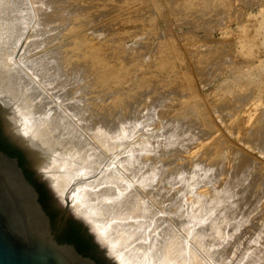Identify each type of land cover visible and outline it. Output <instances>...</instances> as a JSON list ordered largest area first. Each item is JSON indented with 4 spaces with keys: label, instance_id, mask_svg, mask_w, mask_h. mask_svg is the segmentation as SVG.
<instances>
[{
    "label": "rangeland",
    "instance_id": "1",
    "mask_svg": "<svg viewBox=\"0 0 264 264\" xmlns=\"http://www.w3.org/2000/svg\"><path fill=\"white\" fill-rule=\"evenodd\" d=\"M25 1L30 19L24 21L26 27L14 20L15 15L1 14L7 29L12 19L18 24L11 21L13 32L10 28L4 33L7 40L3 48L11 65L7 72H19L14 75L22 77V88L34 87L46 95L47 103L42 97L44 113L63 111L74 101H81L82 106L83 101L86 105L104 101L109 109L110 100L116 98L122 115L134 112L124 125L128 133L130 128L137 131L131 144L149 143L141 159L159 175L151 190L163 188L166 196L164 202L156 203L162 205L158 206L161 211L156 207V218L141 219L144 234L134 241H142L138 250L147 255L151 250L149 237H161L164 226L179 229L181 220L187 251L189 247L196 249L194 232H208L217 218V230L232 234L222 245L231 246L232 254L237 255L235 264H251L252 259V264H264V0H54V43L47 42L46 48L44 45L26 55V40L35 30L46 31L43 39L51 34L40 19L36 25L33 1ZM52 53L58 65L64 61L61 54H70L68 61L76 74L69 86L75 97L83 96L76 99L71 93L73 96H65L68 99L55 100L57 95L46 92L44 82L34 81L39 79L34 74L31 77L27 61L38 54L52 57ZM6 84V77H0V85L12 90ZM14 93L13 98H20L22 106L24 93ZM55 105L60 109L50 108ZM70 116L77 119L73 113ZM133 180L130 183L139 192L145 190L136 178ZM146 197L154 202L150 194ZM178 201L182 218L175 205ZM175 216L177 220L179 216V223ZM150 259L159 264L161 258ZM202 259L205 264H216L207 254Z\"/></svg>",
    "mask_w": 264,
    "mask_h": 264
},
{
    "label": "bare ground",
    "instance_id": "2",
    "mask_svg": "<svg viewBox=\"0 0 264 264\" xmlns=\"http://www.w3.org/2000/svg\"><path fill=\"white\" fill-rule=\"evenodd\" d=\"M32 1H33L34 5H32L33 3H31V5L33 6V9L35 7L36 12H37L36 25L38 24V20L40 19L41 26L43 24V27L47 29V33L49 32L48 34H51V35L49 36V38L47 36V38L49 40L46 41L47 38L46 39L42 38L43 35L45 36L44 33L46 31L45 32L44 31L39 32V31L35 30L33 32L32 37H30V40L27 37V39L29 41L26 40L27 44H26V47L24 48V54L25 55L30 54V53L32 54V53L36 52L38 49H41L45 44H47V42L52 44L51 42H53V40H54L53 35L55 34L54 31L56 29V20L54 18V10H55V2L56 1L55 2H54V0H32ZM67 2H69V0H67ZM56 3H58V0ZM27 6L28 5H26L25 0H0V19L2 17L1 14L6 15V17H8L7 14H9V15L11 14L12 17L15 15L14 20L18 21V24L23 23V25H24V23L25 22L27 23L28 19H29V13L27 10ZM52 10H53V12H52ZM4 12H7V14H5ZM13 12H14V14H13ZM34 13H35V11H34ZM59 14L61 15V13H59ZM57 18L59 19V17H57ZM6 19H8V18H6ZM33 19H36V18H33ZM14 20L12 19L9 22L11 23V21H13L12 24H15V26H16L17 22L15 21V23H14ZM0 21L2 23V24H0L1 25L0 28H2L0 31V70L2 72V76L6 77V81H7L6 85H9L8 86L9 88H12V90H15V93H14L15 95H19L18 92L24 93L25 97H24V101L22 103L23 104L22 107L28 108L26 117L34 115L37 137H43L44 143L47 145H51V151H54L55 149H57V145L60 144L61 145V154L63 156L71 157L73 164L76 166L71 174H77V180H79V181H83L86 183L97 185L96 190H95L96 200H97V203L100 205V211L101 212H105L110 218H116L117 216H121V217L128 218L129 220L131 219L132 222H136L135 225L133 226V228L131 229V231H136V235H135V239H134V241H136L137 237H140L142 235V233L144 234V231L142 232V230H141L142 229L141 228V224H142L141 219H144V220L147 219L148 220V218H150V217L156 218V216H154L156 213L155 212L156 207L159 208L160 206H162V205H158L159 206L158 207L156 203H157V201L162 200V198L164 196H166L164 193L166 191L165 190L163 191L162 187H161L162 188L161 190L157 189V187L155 190H151V186H153L155 184L154 181H156V179H157L156 177L159 175L157 174L155 169H152V170L149 169L147 167L146 163L144 162L145 160L141 159V154H143V152H145L150 147L149 143H146L148 141H144L141 144H131L133 141L132 138L134 139V137H135L134 134H136L137 131L133 132V128L129 129V133H128V131L124 130V128H127V127H124V125L127 126V124H126L127 121H125V120H127V119L131 120V118H133L134 112L133 111L131 112L128 110L129 111L128 113H130L129 116L122 115V113H120V110H119L120 104L117 103V101H115V99H116L115 98L113 102L110 100V102L112 104L109 103L111 105L109 109L105 108L107 105L105 106L103 104L104 101H103V103L101 101H99V103L95 102L94 104H88V105H86L85 101H83L85 103V105L83 103V106H82L81 101H76V102L74 101L72 103L71 102L68 103L66 105L67 107H65V109L63 108V111L62 110H54V111H56L55 113H53L54 111L51 113L48 111H45V113H44V111H43L45 109L44 108L45 105L43 103L44 100H42L43 96L41 95L42 93L39 90L41 88L38 89L40 93L37 92V90L34 89V87L33 88H30V87L22 88L24 86L23 85L24 82L21 79L22 77L20 78L21 79L20 80L19 78L16 77V75H14L17 71H12V72H14V74H11V73L9 74L7 72V68L10 67L11 65L9 64L7 55L5 54L6 47L3 48L5 45V42H6L5 40H7V39H5L4 33L7 34V32L5 30H9L10 28L12 29L13 27H12V24L9 25L10 24L9 23L8 27H10V26L11 27L9 29H7V26H6L7 22H5L6 23V25H5V23L3 22L4 20L3 21L0 20ZM59 22H60V20H59ZM26 23H25V25H26ZM23 25L21 24L22 27H23ZM4 26L6 27V29ZM65 26H67V25H65ZM28 28H26V29H28ZM23 30L21 29L20 32ZM11 32H13V29ZM16 33H15L14 37L17 36ZM10 34L12 35V33H10ZM26 34H27V32H26ZM10 38H11V36H10ZM14 39L15 38H13V41H14ZM19 41L20 40L18 39V42ZM64 42H65V40H64ZM49 46H51V45H49ZM53 46H54V44H53ZM46 47L47 46L45 45V48ZM67 47H69V46H67ZM15 48H16V46H15ZM13 51L10 50V53H12ZM49 52H52V51H49ZM56 55H58V54H56ZM50 56L51 55H49V57H48V55L38 54L36 57L27 61L26 65L31 70L30 75L34 74L35 76H37L39 78V79H36L34 81H37V80L40 81L41 80L42 82H44L45 89H44V87H42V89H44V90H46V92L52 94V97H54L53 95H57V97H54L53 99L56 100V98L58 99V97H60V99L62 100L63 97L66 98L65 96H67V95L69 96L71 93L74 94V92H71V91H73V89L70 88L69 84H70V81H71L72 76L75 73V71H74V68L72 66H70V61H68V58L70 57L69 53L68 54H61L62 58L64 56L63 59L65 62L63 61V63H64L63 64L61 61L60 65L55 63L54 58H56V57H54L55 56L54 53H52V57H50ZM65 58H66V60H65ZM87 58L88 57H86V59ZM24 59L28 60L26 58H24ZM24 59H23V61H24ZM69 59H71V58H69ZM12 65H15V64L12 63ZM86 66H88V65H86ZM24 67H26V66H24ZM21 68H23V67H21ZM26 71L27 70L25 69L24 72H26ZM17 73H19V72H17ZM26 73H28V72H26ZM2 76H0V77H2ZM31 77H33V76L31 75ZM26 85H28V84H26ZM30 85H31V82H30ZM41 86H42V84H41ZM78 87H79V85H78ZM98 90L100 91L99 88H98ZM94 91H96V90H94ZM78 95H80V94H77L76 97H78ZM71 96H73V95H70L69 97H71ZM80 96H83V95L81 94ZM76 97L74 94L73 98H76ZM46 99L47 100H45V101L47 103L48 98H46ZM66 99H68V98H66ZM66 99H65V101H67ZM69 101H71V99ZM93 101H95V99ZM93 101H92V103H93ZM49 102H51L50 99H49ZM129 105H130V103H129ZM55 107H58V106L55 105V106H51L50 108H55ZM130 108H132V107H130ZM130 108H128V109H130ZM68 109L70 110L71 114L73 113V116L77 117V119H73V117L70 116L71 114L69 113ZM128 117H130V118H128ZM136 127H137V125H136ZM126 145H129L130 147L128 146L129 148L125 151L121 150V148L123 146L125 147ZM120 150L122 151V153ZM118 151L121 154L118 153V155H117L116 153ZM145 155H144V157H145ZM110 156H113L112 159H109ZM108 159H109V161H106ZM98 170H100V171H98ZM95 173H97V174H96V176L94 175L95 177H93V179H91V178L88 179L89 176H91V175L93 176V174H95ZM135 178L137 180V183L139 182V184H141V186L144 187V189H145L144 191L139 192L138 189L135 188L130 183V180L134 181L133 179H135ZM135 185L137 186V184H135ZM147 194H150L152 196V198H150V199H153L154 202L146 200V198L149 197V196L146 197ZM163 199H165V198H163ZM162 202H164V200H162ZM179 202L180 201L176 202L177 204H175V205H176V207L179 208V211H178L179 216H181V218H182L181 203H179ZM159 204H161V203H159ZM161 208H159L160 211H161ZM194 208L195 207H193V209ZM202 208H204V206ZM197 210H198V208H197ZM193 212L194 211L191 210L190 213L193 216H196L193 214ZM187 214L189 215V218L188 217L187 218L190 219V214L186 213V215ZM179 216H178V220H179ZM175 218H174V220L177 222L178 221L177 217L175 216ZM181 218H180V220H181ZM196 218H198V216ZM156 220H158V219H156ZM222 220H224V219H222ZM193 221H191V222H193ZM147 222H150V221H147ZM216 222H217V218L212 220V222L209 226L210 230L208 232H206L207 230L202 232V230H200V229H198L197 231L194 232V234L192 235V238L194 237L193 240L195 242L193 241L194 242L193 246H195L196 249H191V247H189L191 250L188 249V251H187V249H186L187 244L185 245V243L183 241L184 239L182 238V220L180 221L181 226H179L180 227L179 229H175V227H174L175 225L174 226H167V227L164 226L163 233L161 234V237H159V236L155 237L154 235L153 236L150 235L152 238L149 237V241H151V242H150V245L149 244L148 245H149V247H151V250L153 249L155 251V252H153V254L155 253V255H153V256H156V257L158 256V258L159 257L161 258L160 260H158V261H160L159 264H205V262H203V259H202L203 254H207V256L210 257L212 260H214L216 264H235L236 263L235 257H237V255L232 254L231 246H228L229 244H227V246L225 244L222 245L223 241H224V243H227L226 238L228 239L229 237H231L232 234L229 235V234H226L225 231L223 233L218 231L219 229H218V225ZM171 223L174 224L173 222H171ZM178 223H179V221H178ZM226 223H227V221H226ZM155 225L157 226V224H155ZM145 226H144V229H145ZM205 226H207V225H205ZM161 228H163V227H161ZM222 228H223V226H222ZM222 228H220V229L222 230ZM148 230L145 231L147 234L145 236L149 235L148 234L149 232L147 233ZM160 232L161 231H159V233ZM150 238H151V240H150ZM185 241H187V240H185ZM144 242H146V241H144ZM140 243H142V241H140L139 244ZM140 247L145 249V247L142 244ZM146 247H148V246H146ZM151 250H149V251H151ZM140 251L138 250L139 255H146L144 253H141ZM153 256H151V257H153ZM242 258H243V256H242ZM247 259L246 260L248 262L249 258H247ZM257 259H259V258H257ZM154 260L157 261L156 258ZM252 260H254V259H252ZM252 260L250 261L251 264H252ZM153 261H152V259H150L148 264H156ZM244 261H245V259H244ZM241 262H240V264H241ZM245 264H247V263H245Z\"/></svg>",
    "mask_w": 264,
    "mask_h": 264
},
{
    "label": "water",
    "instance_id": "3",
    "mask_svg": "<svg viewBox=\"0 0 264 264\" xmlns=\"http://www.w3.org/2000/svg\"><path fill=\"white\" fill-rule=\"evenodd\" d=\"M13 93L0 85L2 128L23 151L26 167L50 190L52 199L45 210L18 159L0 150V264H99L73 244L57 240V235H66L73 220L98 245L97 258L103 264H148L153 250L138 254L136 231H131L136 222L100 211L97 185L71 174L76 166L71 157L61 154L60 144L51 151V145L37 137L34 115L26 117L28 108Z\"/></svg>",
    "mask_w": 264,
    "mask_h": 264
},
{
    "label": "trees",
    "instance_id": "4",
    "mask_svg": "<svg viewBox=\"0 0 264 264\" xmlns=\"http://www.w3.org/2000/svg\"><path fill=\"white\" fill-rule=\"evenodd\" d=\"M0 150L4 151L11 157H16L19 161L20 166L22 167L27 179L36 187L39 193V200L42 203L44 209H47L48 200L52 199V194L50 190L42 183H38L29 169L26 167L25 155L20 148H17L14 143H12L8 137L5 135L4 130L0 121ZM31 173V174H30ZM85 227L78 221H71V225L68 228L66 235H57L56 238L61 243H70L73 244L76 249L83 254L84 256H89L95 259L99 264H103L96 256H94L89 247L90 241L93 242L95 246H98L92 237L88 234L87 238L84 236L86 233ZM90 240V241H89Z\"/></svg>",
    "mask_w": 264,
    "mask_h": 264
},
{
    "label": "flooded vegetation",
    "instance_id": "5",
    "mask_svg": "<svg viewBox=\"0 0 264 264\" xmlns=\"http://www.w3.org/2000/svg\"><path fill=\"white\" fill-rule=\"evenodd\" d=\"M84 236L87 238V241H88V235H87V233H85L84 232ZM90 241V240H89ZM89 247H90V251H91V253L94 255V256H96V257H98V253H100V250H99V247L98 246H95L94 244H93V242H91L90 241V243H89ZM106 264H108V263H106Z\"/></svg>",
    "mask_w": 264,
    "mask_h": 264
}]
</instances>
